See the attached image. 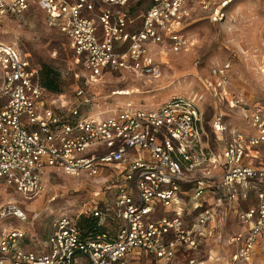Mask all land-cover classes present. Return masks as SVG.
<instances>
[{"label":"built area","instance_id":"obj_1","mask_svg":"<svg viewBox=\"0 0 264 264\" xmlns=\"http://www.w3.org/2000/svg\"><path fill=\"white\" fill-rule=\"evenodd\" d=\"M193 1L0 0V19L23 16L33 5L44 12L80 62L81 73L71 78L82 84L71 102L46 91L30 56L0 42V193L11 189L34 200L46 167L94 179L104 196L85 215L102 234L83 236L79 218L60 216L44 246L30 251L26 233L9 226L0 233V264H137L143 256L150 264H175L179 254L184 264H252L264 235V107L229 91L228 62L213 67L203 85L216 106L236 110L254 133L229 128L220 112L208 130L196 100L185 96L156 111L127 104L103 119L81 111L96 100L88 85L109 73L159 78L154 56L185 49ZM232 1H220L212 20H221ZM231 215L244 229L226 236ZM11 217L28 221L17 204L4 202L0 220ZM210 239L233 250L203 258L201 243Z\"/></svg>","mask_w":264,"mask_h":264},{"label":"rangeland","instance_id":"obj_2","mask_svg":"<svg viewBox=\"0 0 264 264\" xmlns=\"http://www.w3.org/2000/svg\"><path fill=\"white\" fill-rule=\"evenodd\" d=\"M220 1L223 0H212L207 9H204V0L190 3L191 18L184 23L182 31L185 49L166 50L154 56L160 67L159 78L137 77L128 71L109 73L102 82L88 85L96 100L88 105L89 109L81 111L90 115L103 114L105 116L100 117L103 119L127 104H131L133 110L156 111L172 98L185 96L196 100L208 130L213 115L220 112L225 115L229 128H238L244 134L254 133L245 126L236 110L214 104L203 81L209 78L213 67L228 62L229 91L246 102L264 106V77L260 73L264 65V0H233L224 8V17L213 21V12ZM32 8L23 16L0 19V42L20 54H28L35 66L47 65L55 70L62 93L71 102L73 89L82 86L71 78L72 71L81 73L80 62L69 51L65 38L49 26L44 12L34 5ZM196 62L199 65L196 66ZM117 92H125V95ZM206 140L210 146L213 144L210 134ZM260 152L264 156V149ZM42 178L43 191L32 201H25L11 189L0 193V205L14 202L28 218L26 223L13 217L0 220V233L9 226L23 230L25 250L44 246L54 219L68 216L76 221L80 215H88L87 209L92 202L100 203L104 199L93 189L94 179L83 176L73 179L46 167L42 170ZM52 196L54 200L50 201ZM161 215L159 207L156 216Z\"/></svg>","mask_w":264,"mask_h":264},{"label":"crops","instance_id":"obj_3","mask_svg":"<svg viewBox=\"0 0 264 264\" xmlns=\"http://www.w3.org/2000/svg\"><path fill=\"white\" fill-rule=\"evenodd\" d=\"M250 103H258V102H251ZM262 106V105H261ZM264 107V106H262ZM212 199L211 197H208V203H211ZM196 214H194L195 216ZM244 229V227L240 226V224L237 222L236 218L231 215L226 226H225V235L226 236H230L234 233H238L240 231H242ZM218 234V230L215 231V235ZM215 239H210V240H206L204 242L201 243V256H203V258H206L208 255L209 256H217L220 253H223L225 255H228L231 253V251L233 250L231 247H220L218 245L215 244ZM184 258L179 254L175 260V264H184L183 262ZM137 264H150V261L143 256L142 259L140 260V262H138ZM252 264H264V235L259 239L258 243L256 244L255 247V251H254V258H253V262Z\"/></svg>","mask_w":264,"mask_h":264},{"label":"trees","instance_id":"obj_4","mask_svg":"<svg viewBox=\"0 0 264 264\" xmlns=\"http://www.w3.org/2000/svg\"><path fill=\"white\" fill-rule=\"evenodd\" d=\"M39 68V78L42 87L53 94L61 93L62 89L59 74L47 65H42ZM77 225L83 236H95L104 232V229L97 225V220L95 218L85 215L79 217Z\"/></svg>","mask_w":264,"mask_h":264},{"label":"bare ground","instance_id":"obj_5","mask_svg":"<svg viewBox=\"0 0 264 264\" xmlns=\"http://www.w3.org/2000/svg\"><path fill=\"white\" fill-rule=\"evenodd\" d=\"M116 94L123 96V95H125V92H117Z\"/></svg>","mask_w":264,"mask_h":264}]
</instances>
